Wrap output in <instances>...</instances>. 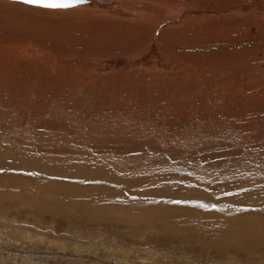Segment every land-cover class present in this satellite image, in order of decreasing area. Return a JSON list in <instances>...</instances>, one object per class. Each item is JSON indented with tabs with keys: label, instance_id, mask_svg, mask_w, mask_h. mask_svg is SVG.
I'll return each instance as SVG.
<instances>
[{
	"label": "rangeland",
	"instance_id": "rangeland-1",
	"mask_svg": "<svg viewBox=\"0 0 264 264\" xmlns=\"http://www.w3.org/2000/svg\"><path fill=\"white\" fill-rule=\"evenodd\" d=\"M89 1L0 0V264H264V0Z\"/></svg>",
	"mask_w": 264,
	"mask_h": 264
},
{
	"label": "bare ground",
	"instance_id": "bare-ground-1",
	"mask_svg": "<svg viewBox=\"0 0 264 264\" xmlns=\"http://www.w3.org/2000/svg\"><path fill=\"white\" fill-rule=\"evenodd\" d=\"M177 1H178V0H177ZM200 1H201V0H200ZM91 2H92V1H91ZM194 2H195V1H194ZM93 3H94V2H93ZM185 3H186V2H185ZM80 4H84V5H86L85 2L80 3ZM181 4H182V3H181ZM203 4H204V3H203ZM78 5H79V4H78ZM36 6H37V5H36ZM186 6H187V5H186ZM33 7H34V6H33ZM178 7H179V6H178ZM41 8H45V9H46V7H41ZM116 8H117V7H116ZM30 9H34V8H31V7H30ZM39 9H40V8H39ZM176 9H177V8H176ZM124 10H125V9H124ZM198 11H199V10H198ZM158 12H159V11H158ZM176 12H177V11H176ZM117 14H118V13H117ZM156 14H158V13L156 12L154 15H156ZM149 16L151 17L150 13H149ZM149 16H148V17H149ZM152 17H153V16H152ZM152 17H151V18H152ZM154 18H155V17H154ZM154 18H153V19H154ZM217 18H218V17H217ZM155 20H157V19H154V21H155ZM160 20H161V17L158 18L157 23H158ZM163 21H164V20H163ZM194 22H195V21H194ZM152 23H153V22H152ZM190 23H191V22H190ZM155 24H156V22H155ZM153 25H154V24H153ZM179 25H180V24H179ZM157 26H158V25H157ZM170 26H171V25H170ZM181 26H182V25H181ZM194 26H195V25H194ZM190 29H191V28H190ZM182 30H183V29H182ZM182 30H181V31H182ZM175 32H176V31H175ZM206 32H207V31H206ZM216 32H217V31H216ZM221 33H222V32H221ZM1 34H2V33H1ZM210 35H212V34H210ZM214 35H215V34H214ZM214 35H213V36H214ZM230 36H231V35H230ZM210 37H211V36H210ZM212 38L214 39V38H217V37H216V35H215V37H212ZM218 38H219V37H218ZM220 38L222 39L221 35H220ZM7 39H8V38H7ZM11 39H12V37H11ZM221 39H219L218 41L220 42ZM214 40H215V39H214ZM21 42H22V41H21ZM205 43H207V42H205ZM198 44H199V43H198ZM0 45H3V46L6 48V50H7V51H5L6 53H7V52H10V51L15 52V51L18 49V47H19V46L16 47L17 45H15V43H14L13 41H10V40H9V42H6V41H5L3 44L0 43ZM21 45H23V44H21ZM222 45H223V44H222ZM222 45H221V46H222ZM154 46H155V45H154ZM154 46L151 45V46H150V50H151V52L153 51V55L155 56V57H154V59H155V58L159 57V56H156V54H159L158 51H160V50L154 48ZM216 46H217V45H216ZM230 46H231V45H230ZM46 47H47V46H46ZM171 47H172V46H171ZM210 47H211V46H210ZM218 47H219V46H218ZM16 48H17V49H16ZM184 48H185V47H184ZM199 48H200V47H199ZM201 48H202V47H201ZM8 49H9V50H8ZM11 49H12V50H11ZM168 49H169V48H168ZM180 49H181V48H180ZM221 49H222V48H221ZM40 50H41V48H40ZM189 50H190V49H189ZM194 50H195V48H194ZM203 50H204V49H203ZM201 51H202V49H201ZM229 51H230V50H229ZM39 52H40V51H39ZM41 52H42V51H41ZM47 52H48V51H47ZM167 52H168V51H167ZM175 52H176V51H175ZM196 52H197V51H196ZM154 53H155V54H154ZM187 53H188V52H187ZM187 53H183V54H182V57H183V61H182V62H184L185 64H187L188 62H191V63H188V64H187V67H186V69L184 70V71H186V72H185V73H186L185 75H186V76H190V73H189L188 70H187V69H189L188 66H189L190 64H194V66L196 65L197 68H198V67H200V66H199V63H202V64H203V63H205V62H203L204 59H202V60H200V59H198V58L195 59V57H194L193 54H187ZM191 53H193V52H191ZM202 53H204V52H202ZM37 54H38V53H37ZM66 54H67V53H66ZM148 54H149V53H148ZM180 54H181V53H180ZM250 54H251V53H250ZM39 55H40V54H39ZM48 55H49V54H48ZM44 56H45V55H44ZM255 56H256V55H255ZM23 57H24V56H23ZM39 57H40V56H39ZM151 57H152V55H151ZM218 57L220 58V57H224V56H218ZM44 58H45V57H44ZM68 58H69V57H68ZM179 58H180V57H179ZM241 58H242V57H241ZM241 58H240V59H241ZM248 58H249V57H248ZM252 58H253V57H252V55H251L249 60H247V61H243V60H242V64H241V66H243V68H246L247 71L250 69V65H248V63L252 64V63H251V59H252ZM254 58H255V57H254ZM42 59H43V58H42ZM229 59H231V58H229ZM240 59H239V60H240ZM46 60H47V59H46ZM56 60H57V58H56ZM62 60H63V59H62ZM138 60H139V59H138ZM141 60H142V59H141ZM157 60H158V62H159V60H161V59H157ZM205 60H207V59H205ZM234 60H235V59H234ZM136 61H137V60H136ZM194 61H197V62H194ZM227 61H228V60H227ZM232 61H233V59H232ZM42 62H44V61H42ZM56 62H57V61H56ZM89 62H90V61H89ZM134 62H135V61H134ZM158 62H157V63L155 62L156 65L158 64ZM161 62H162V61H161ZM192 62H194V63H192ZM237 62H238V61H236V62L234 63V66H237V65H236ZM92 63H93V62H92ZM140 63H141V62H140ZM155 63H153V64L155 65ZM168 63H169V62H168L167 60H164V64H165V65H168ZM57 64H58V63H57ZM61 64H62V63H61ZM171 64H173V63H171ZM185 64H184V65H185ZM215 64L218 65V66H220V67H222V68H224V71H225V72L228 71V69H230L231 71H233L232 73H231V71H229V73H231L230 75H229L228 73H224L225 75L230 76L229 79H228V77L225 79L226 76L224 77V74H223V80L226 81L225 83H227V82L230 83L229 87H227L228 89H230V87H232V88L235 89L236 86H239V85H237V83H238V81H239V80H238V76H239L238 73H239L241 70L243 71V69L237 70V71L235 72V68L232 67V66H233L232 63H231V62H226V63H225V60L217 61V63H215ZM13 65H14V64H13ZM154 65H153V66H154ZM162 65H163V64H162ZM238 65H239V62H238ZM168 66H169V65H168ZM239 66H240V65H239ZM67 67H68V66H67ZM160 67H161V66H160ZM169 67H172V66H169ZM2 68H3V67H2ZM29 68H30V67H29ZM146 68H147V67H146ZM43 69H44V68H43ZM57 69H58V68H57ZM65 69H66V68H65ZM198 70H199V69H198ZM250 70H251V69H250ZM31 71H32V70H31ZM39 71H42V70L39 69ZM196 71H197V70H196ZM253 71H255L254 68H253ZM193 72H194V71H193ZM27 73H28V72H27ZM194 73H195V72H194ZM241 73H242V72H241ZM249 73H250V72H249ZM254 73H255V72H254ZM254 73H253V74H254ZM21 74H22V71H21ZM21 74L18 73V72H14V73L12 72L11 76H12L13 78H16V77L18 78L19 75H21ZM23 74H24V73H23ZM36 74H38V76H39V73L36 72ZM42 74H43V73H42ZM167 74H168V73H167ZM246 74H247V73H246ZM250 74H251V73H250ZM250 74H249V76H250ZM255 74H256V73H255ZM28 75H30V74H28ZM192 75H193V74H192ZM194 75H195V74H194ZM194 75H193V76H194ZM31 76H32V75H31ZM125 76H126V75H125ZM246 76H247V75H246ZM249 76H248V77H249ZM17 78H16V79H17ZM19 78H21V77H19ZM143 78H144V77H143ZM249 78H251V77H249ZM7 79H8V78H7ZM59 79H60V78H59ZM243 79H244V78H243ZM223 80H222V82L220 81V83H222V85H223ZM167 81H169V80H167ZM250 81H251V80H250ZM25 82H26V81H25ZM94 82H95V81H94ZM203 82H205V80H204ZM252 82H253V81H251V84H253ZM13 83H15V82H13ZM244 83H247V81H245ZM244 83H242V84L244 85ZM248 83H249V82H248ZM169 84H170V82H169ZM239 84H241V82H240ZM220 85H221V84H220ZM129 86H130V85H129ZM129 86H128V87H129ZM167 86H168V85H167ZM169 86H170V85H169ZM218 86H219V82H218ZM227 86H228V85H227ZM250 86H251V85H250ZM172 87H173V86H172ZM172 87H171V88H172ZM174 87H175V86H174ZM222 88H223V89H227V88L224 87V86H223ZM232 88H231V89H232ZM238 88H239V87H237V89H238ZM246 88H247V86H246ZM180 95H181V94H180ZM232 95H235V94L233 93ZM177 96H178V95H177ZM180 98H181V96H180ZM183 98H184V97H183ZM183 98H182V99H183ZM29 233H30V232H29ZM32 233H33V232H32ZM12 234H13V233H12ZM30 234H31V233H30ZM33 234H34V233H33ZM1 238H2V237H1ZM1 238H0V240H1ZM28 238H29V237H28ZM34 238H35V237H34ZM6 239H7V237H6ZM7 240H8V242L10 241L9 239H7ZM13 241H14V240H13ZM43 241H45V240H43ZM3 242H4V241H3ZM5 242H6V241H5ZM5 242H4V243H5ZM16 242H17V241H16ZM0 243H1V242H0ZM18 243H19V242H18ZM41 243H42V242H41ZM68 243H69V242H68ZM71 245H72V244H71ZM5 246H6V245H5ZM13 246H14V245H13ZM11 247H12V246H11ZM53 247H54V246H53ZM57 247H58V246H57ZM120 247H121V246H120ZM113 248H114V247H113ZM15 249H16V248H15ZM56 249H57V248H56ZM78 250H79V249H78ZM66 251H67V250H66ZM76 251H77V250H76ZM79 251H80V250H79ZM49 252H50V251H49ZM85 252H86V251H85ZM16 254H17V253H16ZM25 254H26V253H25ZM161 255H162V254H161ZM18 256H19V255H18ZM170 256H171V255H170ZM53 257H54V256H53ZM156 257H157V256H156ZM163 257H165V256H163ZM41 258H42V257H41ZM73 260H74V259H73Z\"/></svg>",
	"mask_w": 264,
	"mask_h": 264
},
{
	"label": "snow or ice",
	"instance_id": "snow-or-ice-1",
	"mask_svg": "<svg viewBox=\"0 0 264 264\" xmlns=\"http://www.w3.org/2000/svg\"><path fill=\"white\" fill-rule=\"evenodd\" d=\"M22 2L47 8H69L83 3L84 0H22Z\"/></svg>",
	"mask_w": 264,
	"mask_h": 264
},
{
	"label": "water",
	"instance_id": "water-1",
	"mask_svg": "<svg viewBox=\"0 0 264 264\" xmlns=\"http://www.w3.org/2000/svg\"><path fill=\"white\" fill-rule=\"evenodd\" d=\"M84 2H90L89 0H84Z\"/></svg>",
	"mask_w": 264,
	"mask_h": 264
}]
</instances>
